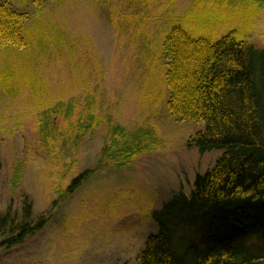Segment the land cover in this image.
<instances>
[{
    "label": "rangeland",
    "instance_id": "374dc122",
    "mask_svg": "<svg viewBox=\"0 0 264 264\" xmlns=\"http://www.w3.org/2000/svg\"><path fill=\"white\" fill-rule=\"evenodd\" d=\"M109 1L115 9L104 8V0H11L29 15L28 44L0 50V216L10 207L20 219L25 196L32 221H47L24 242L0 245V264H137L158 229L154 214L174 194L188 195L222 154L201 153L189 141L203 122L167 112L163 41L175 23L217 40L243 27L249 10L247 41L263 48L264 0ZM190 11L186 24L176 22ZM90 115V131L75 146L76 125ZM111 120L126 129L150 127L156 149L121 168L106 161L66 193L99 160ZM206 222L200 217L190 229Z\"/></svg>",
    "mask_w": 264,
    "mask_h": 264
},
{
    "label": "trees",
    "instance_id": "16d2710c",
    "mask_svg": "<svg viewBox=\"0 0 264 264\" xmlns=\"http://www.w3.org/2000/svg\"><path fill=\"white\" fill-rule=\"evenodd\" d=\"M100 3L115 9L109 0ZM253 12L247 10L243 27H230L217 40L195 36L180 23L164 38L166 110L181 121L203 122L205 129L189 141L201 153L222 154L204 175L195 177L188 195L174 194L154 214L158 229L146 237L137 264H264V47L249 43L244 31ZM190 13L176 22L189 21ZM28 18L11 0H0V50L27 46ZM5 79L0 72V88ZM90 118L77 122L75 146L90 131L94 116ZM107 136L97 163L75 176L66 193L72 194L106 161L121 168L157 147L150 127L126 129L111 120ZM21 177L16 166L14 186ZM22 198L20 219L10 207L0 216V236H7L1 246L24 242L47 221L44 216L32 221V205ZM200 217L208 222L193 231L190 226Z\"/></svg>",
    "mask_w": 264,
    "mask_h": 264
}]
</instances>
